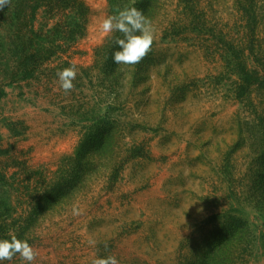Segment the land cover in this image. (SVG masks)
Segmentation results:
<instances>
[{"label": "trees", "instance_id": "1", "mask_svg": "<svg viewBox=\"0 0 264 264\" xmlns=\"http://www.w3.org/2000/svg\"><path fill=\"white\" fill-rule=\"evenodd\" d=\"M217 1L107 0L109 16L136 7L155 29L150 51L135 65L112 60L119 50L114 37L120 33L93 48L90 64L76 61L95 27L96 13L85 0H11L0 10V101L6 89H20L21 97L57 111L65 122L56 133L70 134L75 141L71 152L55 154L53 162L40 166L32 165L29 151L0 144V239H27L39 252L33 264L70 261L67 244L53 235L77 220L74 205L92 215L98 201L115 194L128 166L150 159L149 139L140 136L157 134L160 127L146 110L157 104L162 119L188 117L192 105L187 94L198 93V80L168 78L174 67L157 50L159 39L164 45L185 43L216 60L220 80L226 73L237 77L228 96L239 108L229 125L238 139L223 157L221 173H233L228 170L238 150L247 146L250 151L244 187L233 190L228 209L197 227L195 238L182 245L187 252L177 264H248L256 233L264 227V0H232L239 14L232 28H221L213 19ZM73 65L74 88L65 93L57 72ZM155 71L169 84L160 104L152 100ZM1 120L12 137L26 135L24 122ZM5 264L24 262L17 255Z\"/></svg>", "mask_w": 264, "mask_h": 264}, {"label": "rangeland", "instance_id": "2", "mask_svg": "<svg viewBox=\"0 0 264 264\" xmlns=\"http://www.w3.org/2000/svg\"><path fill=\"white\" fill-rule=\"evenodd\" d=\"M85 1L96 13L95 27L82 42L76 61L90 64L93 48L106 38L99 25L109 15L107 0ZM216 8L213 19L218 26L234 27L239 14L233 1L219 0ZM158 49L174 67L168 78L198 80L197 96L193 91L187 94L186 102L192 105L188 117L175 122L168 120L170 115L166 113L168 119H162V105L157 104L146 110L160 127L157 134L140 136L149 139L150 159L128 166L115 194L98 201V210L92 215L83 214L81 208L70 228L53 235L56 241L65 242L71 253L72 259L64 264H92L94 259L109 255L116 256L120 264H177L179 255L186 250L182 245L195 238L197 227L213 214L228 209L233 203L229 197L233 190L244 187L250 152L247 146L233 156V169L228 170L233 173L224 175L220 170L223 157L238 139V133L229 125L239 108L228 96L237 77L226 73L220 80L221 65L185 43L164 45L158 39ZM160 69L165 72L163 66ZM156 71L151 84L152 100L160 104L169 84ZM6 92L0 101V144H14L19 151H29L34 166L53 162L50 158L55 154L73 150V136L56 133L65 122L57 117V111L21 97L18 88ZM1 116L24 122L26 135L12 137L3 127ZM256 234L259 238L248 264H264V227L260 226ZM89 240H94L95 245H90ZM71 244L75 249L70 248ZM50 263L58 264V260Z\"/></svg>", "mask_w": 264, "mask_h": 264}, {"label": "clouds", "instance_id": "3", "mask_svg": "<svg viewBox=\"0 0 264 264\" xmlns=\"http://www.w3.org/2000/svg\"><path fill=\"white\" fill-rule=\"evenodd\" d=\"M11 0H0V10L9 6ZM99 31L106 37L114 33L121 36L114 37L119 50L112 55V60L117 65H135L148 54L155 39V29L151 21L136 7H127L119 10L115 15L107 16L99 25ZM77 75L75 65L57 72L59 86L65 93L74 88L73 81ZM82 210L73 206L72 214L80 215ZM90 245H95L94 240H89ZM19 256L24 264H33L39 252L27 239H19L15 236L11 239H0V264L11 261ZM92 264H120L114 255L98 257Z\"/></svg>", "mask_w": 264, "mask_h": 264}]
</instances>
